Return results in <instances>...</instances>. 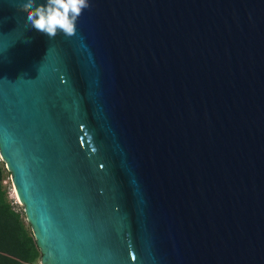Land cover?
<instances>
[{
  "label": "water",
  "instance_id": "1",
  "mask_svg": "<svg viewBox=\"0 0 264 264\" xmlns=\"http://www.w3.org/2000/svg\"><path fill=\"white\" fill-rule=\"evenodd\" d=\"M19 3L0 158L41 263L264 264V0H90L55 39Z\"/></svg>",
  "mask_w": 264,
  "mask_h": 264
},
{
  "label": "clouds",
  "instance_id": "2",
  "mask_svg": "<svg viewBox=\"0 0 264 264\" xmlns=\"http://www.w3.org/2000/svg\"><path fill=\"white\" fill-rule=\"evenodd\" d=\"M90 0H20L18 10L26 13V25L55 39L58 34L72 37L77 22Z\"/></svg>",
  "mask_w": 264,
  "mask_h": 264
},
{
  "label": "trees",
  "instance_id": "3",
  "mask_svg": "<svg viewBox=\"0 0 264 264\" xmlns=\"http://www.w3.org/2000/svg\"><path fill=\"white\" fill-rule=\"evenodd\" d=\"M0 166V264H34L40 253L25 222L22 208L15 210L6 200Z\"/></svg>",
  "mask_w": 264,
  "mask_h": 264
},
{
  "label": "rangeland",
  "instance_id": "4",
  "mask_svg": "<svg viewBox=\"0 0 264 264\" xmlns=\"http://www.w3.org/2000/svg\"><path fill=\"white\" fill-rule=\"evenodd\" d=\"M0 166H1L2 170H3V178H2V183L1 184H2L4 192H5L6 200L9 202L11 207L15 208V210L21 209L22 208L21 204H20L19 200L17 199V196H16V194L14 192V188L12 187V183H11V180H10V175L7 172V169H6L5 165H4V163L2 162L1 158H0ZM25 222H26V220H25ZM26 224H27V222H26ZM28 227H29V225H28ZM29 230H30V228H29ZM34 264H42V263H41V261L39 259Z\"/></svg>",
  "mask_w": 264,
  "mask_h": 264
},
{
  "label": "bare ground",
  "instance_id": "5",
  "mask_svg": "<svg viewBox=\"0 0 264 264\" xmlns=\"http://www.w3.org/2000/svg\"><path fill=\"white\" fill-rule=\"evenodd\" d=\"M14 192H15V194H16V196H17V193H16L15 189H14ZM17 199H18V196H17ZM18 200H19V199H18Z\"/></svg>",
  "mask_w": 264,
  "mask_h": 264
},
{
  "label": "flooded vegetation",
  "instance_id": "6",
  "mask_svg": "<svg viewBox=\"0 0 264 264\" xmlns=\"http://www.w3.org/2000/svg\"><path fill=\"white\" fill-rule=\"evenodd\" d=\"M23 210V209H22ZM39 250V249H38ZM39 253H40V257H41V254H42V252H40V250H39Z\"/></svg>",
  "mask_w": 264,
  "mask_h": 264
}]
</instances>
